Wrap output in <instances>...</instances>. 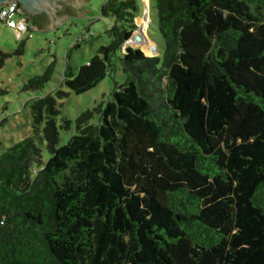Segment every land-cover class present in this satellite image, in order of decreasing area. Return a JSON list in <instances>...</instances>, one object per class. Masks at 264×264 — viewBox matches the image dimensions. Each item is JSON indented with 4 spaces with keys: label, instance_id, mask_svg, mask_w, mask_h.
<instances>
[{
    "label": "trees",
    "instance_id": "trees-1",
    "mask_svg": "<svg viewBox=\"0 0 264 264\" xmlns=\"http://www.w3.org/2000/svg\"><path fill=\"white\" fill-rule=\"evenodd\" d=\"M153 8L160 55L120 52L135 1L106 0L108 44L74 75L65 66L63 84L89 90L113 57L123 82L66 143L45 121V161L32 136L0 152V264H264V0ZM10 55L0 50V67ZM54 104L46 94L30 110L54 116Z\"/></svg>",
    "mask_w": 264,
    "mask_h": 264
},
{
    "label": "rangeland",
    "instance_id": "rangeland-1",
    "mask_svg": "<svg viewBox=\"0 0 264 264\" xmlns=\"http://www.w3.org/2000/svg\"><path fill=\"white\" fill-rule=\"evenodd\" d=\"M133 23L139 32V19H146L145 30L140 33L147 43L133 36L125 46L141 48L146 56L160 55L161 36L156 28V15L153 0H134ZM106 0H81L76 10L66 15L62 21L50 28H37L32 24L29 36L16 37L13 30L0 22V50L10 53L0 67V152L25 136H32L39 147L42 160L50 155L43 139L45 121L54 118L57 133L56 145L66 143L76 132L75 119L82 112L111 99L114 86L124 80L123 72L116 57L111 59L109 73L94 87L80 94H74L63 84V70L74 75L79 66L85 64L101 45H106L109 38L105 33L112 23L111 17L100 14ZM135 39V40H134ZM23 42L22 52L14 51ZM155 47L156 50H152ZM119 54V52L117 53ZM55 59L51 78L40 89H26L28 78L43 73L45 67ZM62 91L57 96L55 90ZM50 94L55 101L54 108L59 114L41 109L39 113L30 110L33 100ZM97 115L91 120L95 122Z\"/></svg>",
    "mask_w": 264,
    "mask_h": 264
},
{
    "label": "water",
    "instance_id": "water-1",
    "mask_svg": "<svg viewBox=\"0 0 264 264\" xmlns=\"http://www.w3.org/2000/svg\"><path fill=\"white\" fill-rule=\"evenodd\" d=\"M9 0H0V4H4L8 2ZM18 2L20 5V9L27 15L33 16L35 14H43L45 15L49 21L45 23H41V26L34 25L37 28H50L57 24H59L62 19L68 15L69 13H72L76 10L78 7V4L81 0H72L70 2L69 8L70 11L65 14H60L58 11L59 8V2L61 0H14ZM133 36H137V39L140 41L147 43V39L143 36H141L138 31H135L133 35L129 37V39H132ZM128 40H126L124 43H127ZM153 51L156 50L155 47L152 49Z\"/></svg>",
    "mask_w": 264,
    "mask_h": 264
},
{
    "label": "built area",
    "instance_id": "built-area-1",
    "mask_svg": "<svg viewBox=\"0 0 264 264\" xmlns=\"http://www.w3.org/2000/svg\"><path fill=\"white\" fill-rule=\"evenodd\" d=\"M0 22L11 28L16 37L24 34L29 36L31 33L32 24L20 9L18 2L14 0L0 4Z\"/></svg>",
    "mask_w": 264,
    "mask_h": 264
},
{
    "label": "flooded vegetation",
    "instance_id": "flooded-vegetation-1",
    "mask_svg": "<svg viewBox=\"0 0 264 264\" xmlns=\"http://www.w3.org/2000/svg\"><path fill=\"white\" fill-rule=\"evenodd\" d=\"M72 0H61L59 2V8H58V11L60 14H67L69 11H70V8H69V5H70V2ZM42 15L43 14H35L33 16H35V19L40 22V23H45V22H48L49 19L44 15L45 18H42Z\"/></svg>",
    "mask_w": 264,
    "mask_h": 264
},
{
    "label": "bare ground",
    "instance_id": "bare-ground-1",
    "mask_svg": "<svg viewBox=\"0 0 264 264\" xmlns=\"http://www.w3.org/2000/svg\"><path fill=\"white\" fill-rule=\"evenodd\" d=\"M138 24L140 26V29H139V34L142 33L143 30H145V27L147 25V20L144 18V19H139L138 21ZM137 37V36H136ZM137 39V38H136ZM135 40V39H134Z\"/></svg>",
    "mask_w": 264,
    "mask_h": 264
},
{
    "label": "crops",
    "instance_id": "crops-1",
    "mask_svg": "<svg viewBox=\"0 0 264 264\" xmlns=\"http://www.w3.org/2000/svg\"><path fill=\"white\" fill-rule=\"evenodd\" d=\"M9 28V27H8Z\"/></svg>",
    "mask_w": 264,
    "mask_h": 264
}]
</instances>
